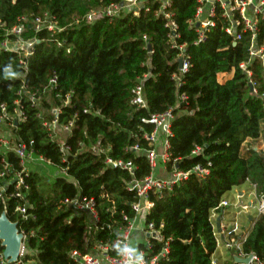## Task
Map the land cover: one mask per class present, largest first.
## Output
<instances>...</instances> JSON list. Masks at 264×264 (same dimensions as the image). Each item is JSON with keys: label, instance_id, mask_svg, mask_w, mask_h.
I'll list each match as a JSON object with an SVG mask.
<instances>
[{"label": "trees", "instance_id": "obj_1", "mask_svg": "<svg viewBox=\"0 0 264 264\" xmlns=\"http://www.w3.org/2000/svg\"><path fill=\"white\" fill-rule=\"evenodd\" d=\"M112 2L0 0V21L6 29L25 19L24 36L40 41L27 59L0 50V115L3 108L10 116L21 109L25 119L13 124L14 139L66 171L49 178L31 171L25 177L29 190L24 191V198L1 200L0 214L6 211L28 234L26 247L36 254L25 255L24 264H77L71 258L74 251L87 254L100 244L116 245L128 220L136 216L133 204L139 200L127 183L152 174L146 153L132 148L149 149L145 135L154 131V125L144 120L173 109L167 169L175 165L191 171L211 164V173L205 180L193 175L162 197L150 193L154 206L146 225L160 230L163 240L150 239L147 260L159 256L168 243L169 252L160 257L159 264H213L217 249L213 210L228 192L246 181L258 192L264 191V153L245 148L246 141L264 138V59L249 57L251 33L244 30L243 23L233 34L227 32L231 24L219 7L207 40L195 44L198 34L190 22L196 18L198 0H171L164 13L161 2L149 0L150 11L143 10L139 16L121 12L113 19L85 23L89 12ZM166 12L177 25L174 37ZM47 13L61 31L35 32V20ZM233 16L240 19L238 13ZM256 29L254 46L263 47L264 53V20L260 17ZM4 37L5 30L0 29V43ZM181 46L190 62L185 73L178 63ZM243 62L248 63L253 92L248 75L240 68ZM232 72L233 78L219 82V75ZM54 73L58 83L45 91ZM137 86H143L145 107L132 103ZM67 95L71 99L65 105ZM57 110L60 125L74 124L66 138L71 151L65 159L44 126L56 118ZM95 146L108 151L98 154ZM198 148L201 153L193 154ZM108 156L132 162L134 174L108 165ZM7 165L12 172L6 179L21 170L12 151L1 152L0 172ZM13 191L14 186L8 189V193ZM76 198L95 200L96 223L90 224L86 214L65 203ZM25 205L27 220L17 212ZM3 251L0 243V253ZM243 251L264 263V214L255 219ZM112 255L118 256L115 249Z\"/></svg>", "mask_w": 264, "mask_h": 264}, {"label": "built area", "instance_id": "obj_2", "mask_svg": "<svg viewBox=\"0 0 264 264\" xmlns=\"http://www.w3.org/2000/svg\"><path fill=\"white\" fill-rule=\"evenodd\" d=\"M149 0H113L112 4L107 7H100L99 9L92 10L85 17L86 24H93L102 18L113 19L116 16H119L121 12L126 14H133L139 16L140 13L145 11H150V8L147 7V2ZM162 3V13L165 9L171 6V0H154ZM199 6L196 12L195 20L191 21V25L196 26V31L198 34V39L195 44L204 43L207 40V32L211 27H214L215 22L214 18L216 16L217 8L219 7L222 11L224 17L229 19L231 27L227 28L229 34H233L234 29L237 25L243 23L244 30L251 33V43L249 47V57L258 58L263 61L264 53L263 47L255 48L254 39L256 35V25L257 17H260L264 20V0H198ZM234 13H238L240 19L238 21L234 20ZM164 17L168 20V26L171 29V37L176 36L177 25L172 20V14L166 12ZM35 32H40L42 30H48L50 32H55L59 30L57 26V21L54 17H51L48 13L44 17H38L35 20ZM0 29L5 30L4 40L0 43V50L5 52H14L19 54L22 58L27 59L34 54L35 46L40 42L36 38H26L24 35L26 33L25 19L20 21V23L14 26L12 29H6V24L0 21ZM236 39H241L240 35L236 36ZM59 47L63 46V43L57 42ZM182 53L179 55L180 59H183V68L182 72L185 73L189 67V57L185 53V47H180ZM69 52V51H68ZM23 64L25 61L21 60ZM240 68L245 71L249 77V85L253 87V84L250 80L251 72L247 69L248 63L243 62L240 65ZM58 83L57 74L54 73L49 81L48 87L45 88V91L52 86H55ZM143 86H137L133 93L134 99L132 103L138 107H145L146 101L143 94ZM36 95H32V102L35 104L37 101ZM185 99V97H182ZM71 95H67L65 105L69 104ZM3 108V107H2ZM16 115L10 116L6 113V109H1L0 115V157L1 152L12 151L20 160L21 170L14 171L13 176L10 179H6L8 173L12 172L11 166L7 165L6 170L0 172V201L1 200H10L14 196L24 198V191L29 190V186L25 183V177H28L31 171L41 172L39 169L44 168L46 172L50 174L51 177L62 176L66 174L65 170L60 171L56 169L53 163L50 160H47L43 156L37 155L33 149H30L26 144L18 143L13 136L12 127L25 119L24 113L21 109L16 110ZM56 118L52 121L45 122L44 126L52 136V138L58 143L61 153L64 155V159L71 151V147L67 145V137L72 132L73 122L68 125H60L58 122L59 110L55 111ZM41 117V115L39 116ZM174 120L173 109H169L164 113L153 115L151 119L144 120L152 125H154V131L151 134H146L145 139L149 143V149L143 151L138 145L134 146L132 149L135 152H145L147 159L150 163L152 174L146 177L143 180H136L133 178L127 183V189L130 191L136 192L139 200L133 204V209L136 213V216L132 220H128L127 217H124L125 220L129 221L128 227L123 231L122 237L116 241V244H129L131 236L138 228L145 231L148 237L155 238L157 240H163L160 230H156L153 227V224L146 225V217L150 213L151 209L154 206V203L150 201V193L163 196L168 192H172L176 185L188 180L191 176H195L198 180H205L210 176V167L198 165L191 171H181L177 166L174 165V168L171 170L167 169V163L170 161V143L169 137L172 135V122ZM100 148V149H99ZM94 147L93 150L96 153H106L108 150H105L101 147ZM254 151L260 152L264 149H258L256 146L250 147ZM201 153V149H196L193 154ZM264 153V152H263ZM67 160V159H66ZM65 160V161H66ZM5 161V160H3ZM106 163L115 168H121L127 170L132 175L135 171V166L132 162H123V161H114L111 157H107ZM175 164V163H174ZM49 168H48V167ZM164 169L169 171L167 178H162L157 175L158 169ZM248 184V189L242 191V193H236L234 199L227 200L222 199L219 206L213 210L211 215V221L213 225V234L216 240L217 247L223 245L225 241L226 247L232 249L235 252V258L246 259L251 256L249 264H264L261 262L255 255H247L243 251V245L246 242L248 236H244L242 233L241 225V215H251L255 219L264 214V191L258 192L254 184L249 181H246ZM16 191L8 193V189L13 187ZM245 199V201H244ZM66 204L73 206L77 213H84L87 215L90 220V224H94L98 221V215L96 211V203L94 199H79L74 200L67 199ZM225 211H231L234 213L230 222L227 221V216ZM17 212L20 213L23 220L29 219L28 208L27 206H20L17 208ZM5 213H7L5 211ZM224 215V216H223ZM222 216V217H221ZM219 217L221 220L219 227H217L215 219ZM255 221V220H254ZM163 226L161 225V228ZM20 232L24 235V245L22 247L20 260L17 264L22 263V258L25 255H34L36 251L30 252L26 247V242L28 239V234L25 233L20 227ZM151 241L148 239L144 243V248L138 252L143 253L145 264H159L158 261L160 257H165L169 252L168 243L166 244L162 253L154 258L147 260V249H151ZM114 249L113 245L109 244H100L98 248L92 252L83 254L78 251L71 253V258L77 264H124L122 257L112 255V250ZM233 264H242L234 263ZM213 264H217L214 260ZM0 264H8L4 259L3 252L0 253ZM35 264V262H32Z\"/></svg>", "mask_w": 264, "mask_h": 264}, {"label": "crops", "instance_id": "obj_3", "mask_svg": "<svg viewBox=\"0 0 264 264\" xmlns=\"http://www.w3.org/2000/svg\"><path fill=\"white\" fill-rule=\"evenodd\" d=\"M234 76V72L230 73V74H221L218 77V80L220 83H225L227 80L233 78ZM224 81H223V80ZM252 146H256L258 149H264V138L260 137L258 140L256 141H246L245 144V148L249 149ZM261 151V150H259ZM264 152V151H262ZM161 175H159L157 173L158 176L162 177V178H167L169 177L167 170L161 169L160 168ZM248 184L244 183L241 186L235 187L232 189V191L228 192L224 198L227 200H233L234 199V195L236 193H242V191H246L248 189ZM228 194H231L232 198H228ZM245 201V199H244ZM225 214L227 216V221L226 222H230V220L232 219V216H234V213H232L231 211H225ZM224 216V215H223ZM222 217V216H221ZM255 218L251 215H245L242 214L241 215V225H242V233L244 236H248L249 233L251 232L253 226H254V221ZM217 227H219L221 220L219 219V217H217L215 219ZM150 240V238L148 237V235L145 233V231L141 230V229H137L135 230V232L133 233V235L131 236V240H130V245L134 246L137 248V250H141L142 246H144V243H146L147 240ZM225 241H223V245H220L219 247H217L214 255H213V260L217 263V264H233L232 261H235L234 263H237L235 260V252L232 249H228L226 247Z\"/></svg>", "mask_w": 264, "mask_h": 264}, {"label": "water", "instance_id": "obj_4", "mask_svg": "<svg viewBox=\"0 0 264 264\" xmlns=\"http://www.w3.org/2000/svg\"><path fill=\"white\" fill-rule=\"evenodd\" d=\"M148 50L152 48L149 45ZM179 68H183V59L178 60ZM250 92H253V87L249 85ZM0 243L4 251V259L8 264H17L20 260L22 247L24 245V235L20 232L19 223L13 222L7 216V213L0 214ZM251 256L246 259L235 258L237 263L249 264Z\"/></svg>", "mask_w": 264, "mask_h": 264}, {"label": "clouds", "instance_id": "obj_5", "mask_svg": "<svg viewBox=\"0 0 264 264\" xmlns=\"http://www.w3.org/2000/svg\"><path fill=\"white\" fill-rule=\"evenodd\" d=\"M114 249L122 257L124 264H145L143 253L129 244H116Z\"/></svg>", "mask_w": 264, "mask_h": 264}, {"label": "rangeland", "instance_id": "obj_6", "mask_svg": "<svg viewBox=\"0 0 264 264\" xmlns=\"http://www.w3.org/2000/svg\"><path fill=\"white\" fill-rule=\"evenodd\" d=\"M222 80H223V79H222ZM223 81H224V80H223ZM47 167H48V166H47ZM48 168H49V167H48ZM39 170L41 171V174L46 175L48 178L51 177L50 174L46 172V169H45V168H44V170H43L42 168H40ZM158 172H159V173H158ZM161 172H162V171H160V169L157 170V173H158L159 175H161ZM228 198H230V199L232 198L231 194H228Z\"/></svg>", "mask_w": 264, "mask_h": 264}]
</instances>
